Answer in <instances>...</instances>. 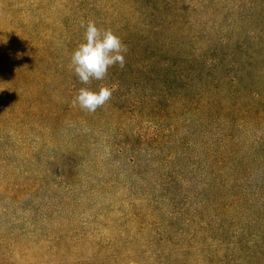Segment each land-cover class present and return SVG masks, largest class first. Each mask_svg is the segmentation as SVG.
<instances>
[{"label": "trees", "instance_id": "1", "mask_svg": "<svg viewBox=\"0 0 264 264\" xmlns=\"http://www.w3.org/2000/svg\"><path fill=\"white\" fill-rule=\"evenodd\" d=\"M35 1L0 0V127L12 123L42 140L36 147H27V169L20 177L34 178V189L47 188L46 192L49 190L52 195L45 200L58 203L56 210L47 214L49 220H56L51 238L41 241L38 248L46 252L54 246L52 255L56 261L63 258V264H91L98 256L108 264H135L134 252L122 256L118 253L125 237L118 234L112 235V261L96 251L91 259H84L87 248L97 250L102 246L101 238L86 240L71 228L77 225L73 219L79 207L75 187L80 176L75 162L84 157L85 148L72 138L62 142L59 136L71 135L69 128L87 121L86 110L74 107L72 100L82 87L98 90L99 81L83 85L70 68L71 54L81 43L77 37L82 22L68 19L75 15L71 10L79 8L74 6L67 10L71 12L57 14L49 0ZM57 1L59 7L67 3ZM163 9L156 5L142 12L130 6L128 17L115 16L119 22L113 31L127 52L124 67L115 65L108 71L117 79L109 100L115 114L112 128L116 148L130 140H140L135 128L148 122L147 142L154 149L175 151V159L180 162L195 154L190 160L192 166L185 167L183 173L188 182L202 189L203 202L187 214L190 219L184 224L181 238H176L172 223L168 228L171 231L166 229L146 240L149 246L160 239L166 245L176 242L181 248L174 260L166 259L163 252L155 254L148 264H177L180 258L187 263L193 249L198 250L195 264H264V240L258 231L252 245L243 242L241 234L231 233L239 225L249 231L251 225L264 220V198L237 194L245 175L253 169L259 175L258 182L264 185V44L258 49L230 44L227 49L232 48L236 55L227 57H222L220 48L211 44L182 56L181 51L172 52V40L152 43L148 38L149 18L162 14L158 11ZM55 15L58 18L53 20ZM83 19L87 24L88 20ZM131 22L139 24L131 28ZM56 32L61 37H55ZM216 48L220 50L216 57L207 61ZM175 62L180 63V68L174 67ZM129 75L133 85L137 82L136 87L125 82ZM150 78L157 81L151 84ZM143 85L150 87L151 96L144 93ZM128 89L140 97L132 100ZM97 113L98 109L87 112L90 118ZM188 114L193 120L186 124ZM34 126L36 133L30 134ZM0 169L9 172L12 165ZM61 171L68 184L62 191L50 187V181L59 177L57 173ZM3 178L6 183L0 185V196L8 195L17 201L21 191L15 173ZM260 189L263 188L256 191ZM211 203L215 205V215L209 216ZM137 211L133 209L132 214L139 218ZM145 211L142 217H146ZM64 213L73 216L69 218ZM147 216L151 217L149 213ZM149 227L155 229L153 224ZM239 238L240 244L235 243Z\"/></svg>", "mask_w": 264, "mask_h": 264}, {"label": "rangeland", "instance_id": "2", "mask_svg": "<svg viewBox=\"0 0 264 264\" xmlns=\"http://www.w3.org/2000/svg\"><path fill=\"white\" fill-rule=\"evenodd\" d=\"M57 2L49 0V6L52 10L58 11L57 14L72 11L75 15L68 20L76 18L83 23L85 22L83 18H86L88 21H94L100 29H110L113 33H115L113 28L119 22L115 16L121 14L128 17L130 6L146 12L160 5L164 9L158 12L163 13L148 20L151 24L148 38L152 43L172 40L174 42L172 52L181 51L182 56L195 50H202L211 44L220 48L222 52L219 54L222 57L236 55L232 48L227 49L230 44L237 48L254 49L264 44V0H67L63 7H59ZM74 6L79 9L67 11ZM57 18L55 15L53 20ZM135 24L139 23L131 22L130 27ZM68 25H71V21ZM83 33L84 29L80 28V36L77 38L81 42ZM61 35L60 32H56L55 37ZM257 36H261L262 39H257ZM54 42L58 44L59 41ZM214 50L212 56V53L207 56V61L213 60L216 52L220 51L217 48ZM174 67L180 68V63L175 62ZM124 79L129 87H136L137 82L135 81L133 85L130 75ZM116 80L109 73L103 81L98 82V89L102 86L112 89ZM149 80L151 84L157 81L156 78ZM149 88L142 86L147 96H151ZM129 89L127 91L132 95V100L140 97L135 90ZM120 94H123V90H120ZM84 118L87 119L86 122L69 128L71 135L59 136L62 142L72 138L85 148L84 157L75 162V165L78 164L80 176V181L75 187L77 190L75 199L79 202V207L73 219L77 225L71 228L86 240L94 236L101 238L102 246L97 250L87 248L83 254L84 259H91L96 251L109 256L112 261V235L118 234L125 236L122 239L124 245L117 248L118 253L122 256L129 251L134 252L135 264L151 263L155 254L160 255L163 252L166 259L174 260L177 256L176 251L181 250L176 242L166 245V242L159 239L155 245L149 246L146 240H151L154 234L164 232L172 223L176 226V238H181L184 224L190 219L187 214L203 202L200 196L202 189L188 182L183 173L185 167L192 166L193 162L190 160H193L195 154L187 155L180 162L175 159V151L154 149L153 144L147 142L145 129L148 122L147 125L142 122L140 127L135 126L140 133V140H130V143L120 149L116 148L112 128L115 114L112 113L110 101L98 108L95 117L90 118L86 111ZM192 120L188 114L186 124ZM2 125L0 167L12 165V170L8 172L0 169V185L6 183V178L3 177L15 173L21 196L15 202L8 195L0 196V264H63L60 262L63 258L56 261L52 255L54 246L46 252L38 248L41 241L47 242L51 238V229L55 227L56 220H49L47 214L53 213L58 203L45 200L52 194L49 190L46 192L47 188L34 189L35 180L31 176L20 179L27 169L24 163L27 147L30 145L36 147L42 140H38L37 134L29 136L22 127L12 123ZM34 133L36 126L30 132ZM57 175L60 176L50 181V187H58L62 191L68 184L63 179L62 171ZM258 178L259 175L254 169L246 174L237 194L246 198L249 194L264 198V185L258 182ZM256 188L263 189L256 191ZM135 208L140 212L139 218L132 214ZM208 208L209 216L215 215L213 210L215 205L211 203ZM145 209L146 217H142ZM148 213L151 217L147 216ZM62 215L69 218L73 216L70 213ZM150 224H153L155 229L150 230ZM244 226H236L231 233L241 234L243 242L247 241L250 245L256 242L257 231L264 240V220L251 225L249 231H243ZM241 241L239 238L235 243L240 244ZM190 252L187 263L180 258L177 264H195L198 250L193 249ZM122 260H125V256ZM90 263L108 264L104 262L102 256H98Z\"/></svg>", "mask_w": 264, "mask_h": 264}, {"label": "clouds", "instance_id": "3", "mask_svg": "<svg viewBox=\"0 0 264 264\" xmlns=\"http://www.w3.org/2000/svg\"><path fill=\"white\" fill-rule=\"evenodd\" d=\"M84 29L82 42L73 50L70 68L78 81L89 85L91 81H103L110 68L124 67L126 46L110 29H100L94 21L81 23ZM112 89L102 86L98 90L82 87L72 100L74 107L94 113L111 98Z\"/></svg>", "mask_w": 264, "mask_h": 264}]
</instances>
